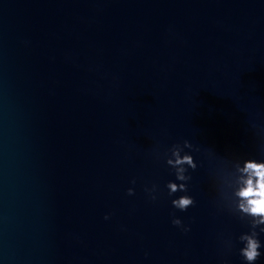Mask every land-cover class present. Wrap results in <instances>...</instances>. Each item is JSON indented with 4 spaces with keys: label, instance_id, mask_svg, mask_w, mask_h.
I'll return each mask as SVG.
<instances>
[{
    "label": "water",
    "instance_id": "obj_1",
    "mask_svg": "<svg viewBox=\"0 0 264 264\" xmlns=\"http://www.w3.org/2000/svg\"><path fill=\"white\" fill-rule=\"evenodd\" d=\"M233 157L264 160V0H0V264H245L211 186Z\"/></svg>",
    "mask_w": 264,
    "mask_h": 264
},
{
    "label": "clouds",
    "instance_id": "obj_2",
    "mask_svg": "<svg viewBox=\"0 0 264 264\" xmlns=\"http://www.w3.org/2000/svg\"><path fill=\"white\" fill-rule=\"evenodd\" d=\"M185 149L200 151L198 146L184 140L182 144H173L163 154L165 163L173 171L176 181L180 182H167L168 195L171 197L177 192L183 193L171 200L172 206L182 212L195 205L194 198L188 195V185L192 180L189 170L195 171L198 167L193 155L185 152ZM157 158H161L159 153ZM132 183L135 184V180ZM211 186L215 192L217 208L227 210L249 226V231L241 233L238 237L243 245L239 254L245 264H255L262 255L260 249L264 247L259 239V235L264 233V160L240 157L220 159L211 175ZM144 190L151 200L158 198L157 185L145 187ZM127 194L134 195V189H127ZM109 218L107 214L104 217L105 220ZM172 224L184 232L190 231L178 217L172 219ZM226 244L231 248V241Z\"/></svg>",
    "mask_w": 264,
    "mask_h": 264
}]
</instances>
